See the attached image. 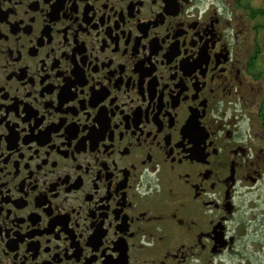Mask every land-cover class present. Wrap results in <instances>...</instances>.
I'll return each instance as SVG.
<instances>
[{
	"label": "flooded vegetation",
	"instance_id": "obj_1",
	"mask_svg": "<svg viewBox=\"0 0 264 264\" xmlns=\"http://www.w3.org/2000/svg\"><path fill=\"white\" fill-rule=\"evenodd\" d=\"M246 200L264 0H0V264H240Z\"/></svg>",
	"mask_w": 264,
	"mask_h": 264
},
{
	"label": "rangeland",
	"instance_id": "obj_2",
	"mask_svg": "<svg viewBox=\"0 0 264 264\" xmlns=\"http://www.w3.org/2000/svg\"><path fill=\"white\" fill-rule=\"evenodd\" d=\"M248 201L245 202L247 207ZM264 210L245 208V218L254 217V220L245 224L243 238L240 239V251L244 257L240 264H264Z\"/></svg>",
	"mask_w": 264,
	"mask_h": 264
}]
</instances>
